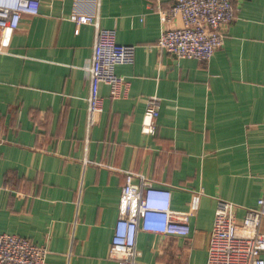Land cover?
Instances as JSON below:
<instances>
[{"label": "crops", "instance_id": "1", "mask_svg": "<svg viewBox=\"0 0 264 264\" xmlns=\"http://www.w3.org/2000/svg\"><path fill=\"white\" fill-rule=\"evenodd\" d=\"M223 46L207 62L153 46L174 0H39L0 34V234L29 238L45 264H117L109 258L127 171L171 192L186 236L139 231L137 264H206L217 200L239 221L264 191V0H231ZM98 16L131 64L115 67L120 96L99 85L103 111L89 131L86 98ZM149 96L160 98L154 136L141 133ZM261 229L264 231V219ZM264 258V251L262 253Z\"/></svg>", "mask_w": 264, "mask_h": 264}, {"label": "built area", "instance_id": "2", "mask_svg": "<svg viewBox=\"0 0 264 264\" xmlns=\"http://www.w3.org/2000/svg\"><path fill=\"white\" fill-rule=\"evenodd\" d=\"M173 6L160 11L163 22L176 20L180 26L162 27L154 48L159 53L177 59H195L207 62L223 46L227 28L233 21L235 10L231 0H174ZM39 0H0V34L17 30L23 16H35ZM76 24H91L95 28L92 55L86 75L89 93L86 98V128L97 124L103 111L99 85L109 87L111 98L120 96L126 87L123 76L115 67L131 64L135 46L116 43L115 32L101 28L98 16L73 14ZM160 98L149 96L140 131L154 136L159 116ZM120 190L118 217L113 227L109 258L117 264H137L139 231L163 236H186L188 215L171 209V192L154 186V180L142 173L127 171ZM236 205L217 200L207 246L206 264H264V191L253 208L246 209L238 221ZM49 250L34 244L29 238L16 234H0V264H45Z\"/></svg>", "mask_w": 264, "mask_h": 264}, {"label": "water", "instance_id": "3", "mask_svg": "<svg viewBox=\"0 0 264 264\" xmlns=\"http://www.w3.org/2000/svg\"><path fill=\"white\" fill-rule=\"evenodd\" d=\"M173 58H175V56H173Z\"/></svg>", "mask_w": 264, "mask_h": 264}]
</instances>
